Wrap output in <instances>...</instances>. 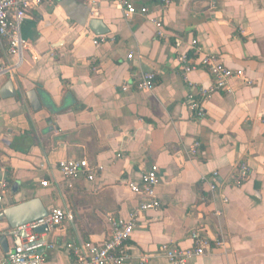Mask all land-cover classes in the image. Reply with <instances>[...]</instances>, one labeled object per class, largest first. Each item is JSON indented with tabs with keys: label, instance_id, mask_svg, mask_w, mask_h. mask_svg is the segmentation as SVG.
Instances as JSON below:
<instances>
[{
	"label": "crops",
	"instance_id": "0c3cea01",
	"mask_svg": "<svg viewBox=\"0 0 264 264\" xmlns=\"http://www.w3.org/2000/svg\"><path fill=\"white\" fill-rule=\"evenodd\" d=\"M127 1L159 17L164 37L142 17L126 20L117 0H60L28 12L21 26L28 50L11 81L17 96H0L5 209L36 199L48 212L65 210L70 220L45 235L54 248L40 251L41 264H71L66 245L105 240L107 217L128 220L143 201L128 182L155 169L160 207L137 218L124 264H166L161 247L192 248L189 236L199 227L211 250L187 264H264V0H169L163 11L159 0ZM92 20L106 33H92ZM180 54L195 64L217 57L239 75L228 90L202 99L197 93L210 89L211 76L196 66L183 77ZM146 73L154 87L140 92ZM190 91L200 119L187 108ZM68 159L98 167L96 179L65 181L57 166ZM242 167L248 176L236 186L231 180ZM6 224L0 215V237L10 231ZM6 245L0 264H8L9 236Z\"/></svg>",
	"mask_w": 264,
	"mask_h": 264
},
{
	"label": "built area",
	"instance_id": "2783aa9c",
	"mask_svg": "<svg viewBox=\"0 0 264 264\" xmlns=\"http://www.w3.org/2000/svg\"><path fill=\"white\" fill-rule=\"evenodd\" d=\"M60 0H0V53L7 57L14 58L13 62L4 61L0 57V83L4 80L13 81L16 70L20 67L23 60V53L28 50L26 43L21 37V26L27 17L28 12L44 3H54ZM90 1V0H85ZM162 11L170 5L169 0H159ZM117 4L123 11L126 20L133 16H139L148 20L156 29L158 38L164 37V31L161 19L153 17L152 12L147 7H135L127 0H117ZM160 11V12H162ZM180 45L179 39H175V46ZM193 55H197L200 49L196 40L188 44ZM131 56H129L130 58ZM180 68L183 77L196 69V66L203 67L211 76L212 85L210 89H200L197 94L202 99H207L211 92L228 90V83L239 73L233 72L223 65V63L213 56L202 57L197 64L188 59L185 54H180L175 59ZM154 74L146 73L142 75L137 83V90L140 92H149L154 87ZM188 87L192 86L188 83ZM187 108L190 115H195L199 119L203 117L204 112L200 101L196 100V94L189 92L187 95ZM199 144L193 143L189 149L190 154L194 155L198 151ZM58 170L63 179L67 182H73L80 177L93 182L96 179L98 167H95L86 159L74 160L68 159L58 163ZM248 170L245 167L237 170L232 178V183L239 186L247 179ZM216 175V173H215ZM209 190H214L215 186L210 181L204 182ZM42 186H47V181L41 182ZM159 185L158 173L155 169H149L144 172L138 182H128L129 190L136 196L142 198V203L129 216L128 220L116 218L112 215L107 217L109 226L108 237L101 242H80L79 244H68L66 249L74 257L71 264H124L127 259L126 243L135 231L136 220L142 213L156 210L160 207V201L156 194V188ZM8 182L0 179V215L4 211V198L8 193ZM66 220H70L69 214L58 207L52 208L45 217L39 218L27 224L12 229L5 234L12 241L11 249L6 253V262L8 264H41L42 258L40 251L51 250L54 245L45 240V235L63 225ZM46 227L47 232L38 233L36 229ZM192 248L182 249L162 246L161 250L166 258V264H187L188 260L194 256L204 255L211 250L208 238L204 236L201 227L194 229L190 233ZM221 244L214 242V247H220ZM141 264H149L145 258L141 259Z\"/></svg>",
	"mask_w": 264,
	"mask_h": 264
},
{
	"label": "water",
	"instance_id": "95a60500",
	"mask_svg": "<svg viewBox=\"0 0 264 264\" xmlns=\"http://www.w3.org/2000/svg\"><path fill=\"white\" fill-rule=\"evenodd\" d=\"M89 30L96 34L101 35L106 33L105 27L100 21L92 20L88 26ZM0 96L2 98H9L17 96V92L13 87L11 81H6V83L0 88ZM26 96L29 100V104L34 112H38L41 109L40 101L37 97V94L34 90H30L26 93ZM48 214V211L41 205L36 199H32L18 205L4 209L1 214V218L6 221V230L16 229L19 226L37 220L39 218L45 217ZM38 233L47 232L46 227H39L36 229ZM0 244L3 247L4 251L7 250L6 245V236L3 235L0 237Z\"/></svg>",
	"mask_w": 264,
	"mask_h": 264
}]
</instances>
